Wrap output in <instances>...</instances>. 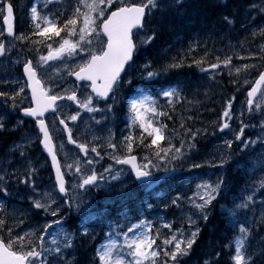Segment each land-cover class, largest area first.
<instances>
[{"label":"snow or ice","instance_id":"obj_1","mask_svg":"<svg viewBox=\"0 0 264 264\" xmlns=\"http://www.w3.org/2000/svg\"><path fill=\"white\" fill-rule=\"evenodd\" d=\"M56 5L60 6L57 12L48 10L49 6ZM183 7L184 0H43L42 8L37 3L30 7L32 30L29 33L17 34L14 29L13 4L11 0H0V16L5 26L0 28V57L16 49L17 43L27 46L16 49L18 52L28 51L35 55V59L17 56L12 61L14 64H20L23 60V78L14 80L18 88L11 93L0 91V98L10 100L13 109L20 107L22 115L30 117L38 130L36 134H26L22 142L15 144L11 151H18L21 157H25L26 150L38 142L51 158L55 171L54 185L39 192L34 181V167L29 166L26 169L23 179H20L16 172L8 173L7 169H0V172H3L0 174V193L9 196V181L16 178L34 193L29 196V200L36 212L24 209L21 215L36 216L43 212L45 217L42 225L36 221L29 228L17 231L24 220L15 215L14 208L11 217L13 223L10 224L7 202L0 200V264H53L54 260L56 264H61V261L63 264H76L74 260L67 259L69 250L75 251L78 237L93 235V229L90 228L92 222L100 220L103 223L104 209L93 211L94 205L86 199L87 193L93 190L108 191L111 181H119L127 174H131L145 191L155 192L169 173L177 170L178 162L183 166L186 157L196 146L197 137L206 133L207 129L193 130L183 121L179 125V129L183 131L169 129L161 118L172 119L170 113L158 102L156 96L139 89L125 97L128 108V134L123 136L119 144L115 141L111 129L104 144L95 143L100 137L92 133L91 125L87 129L91 133V140L80 142L73 136V129L68 123L71 121L76 124L78 118H81V113L87 112L91 121L96 125L101 124L93 114L113 110V105L107 101L111 99L115 103L118 91L125 86H132V79L126 78L127 70L135 65V55L140 47L150 46L161 28L171 27L170 24L165 25L167 13ZM245 11L249 21H254L257 16L264 19V0H259V3L252 0ZM157 13L158 23L155 22ZM234 15H224L222 18L228 25H233ZM251 35L253 41L260 39L259 59L264 60V26L253 28ZM199 46L198 39L190 43L186 52L181 50L164 65V70L182 67L186 60L191 59L192 65L197 66L201 72L226 69L230 77L235 74L237 78L242 69L249 74L252 70L258 73L255 82L247 91L246 103L250 116L255 108L262 118L258 125L245 124L241 119V127L235 132V140L240 142L241 152L249 148L255 151L258 144L262 146V159L259 162L253 161L248 169V173L254 175L258 169L264 168V109H261V103L255 99L258 93L264 94V64L233 65V55L237 59L256 57L240 56L234 51L235 46L230 44L232 54L226 53L223 59L217 56L215 63L204 67L209 53L205 51L203 56L196 58L194 53ZM167 52L168 49H164L162 54L166 55ZM143 68V79L153 80L160 74L159 71L151 70V63L143 65ZM65 75L74 77V82L62 86L65 83ZM238 82V79L231 81L233 85ZM243 83L247 85L251 82L245 76ZM57 88H60V91H56ZM88 89L90 91L82 92ZM29 92L30 101L27 100ZM157 96H162L172 111L184 100L179 85L163 89ZM234 99L235 97H232L225 102L220 122L216 125V129L221 133L231 129L229 121L234 118ZM60 101L70 103L62 105ZM101 101L104 102V107L97 106ZM26 102L28 106L21 107ZM72 105H75V109H72ZM46 114L51 116L50 123L49 115ZM6 115H0V131L5 129L3 121ZM57 121L62 126L63 133L67 135V143L79 149V154L66 150L62 140L58 149L54 145V134L61 131L57 127ZM22 123L23 120L18 121V124ZM247 127H259L260 134L256 139L242 138ZM176 139L180 141L179 146L173 142ZM162 141L165 143L162 144ZM105 145L106 151L102 154L98 149ZM224 145L228 155L221 151L219 164L212 161H205L204 164L223 168L231 158L233 141L225 139ZM137 147L145 149V154L140 158L135 154ZM60 153H64L63 164L58 160ZM91 154H95V158ZM105 155L113 163L105 167L103 172H99L95 168L98 163L96 158L103 159ZM204 164L192 162L189 168L200 169ZM117 165L127 167L117 169ZM153 170L163 171L165 175L156 176ZM68 176L72 177L70 181L66 179ZM126 187L127 185H124L120 191L123 192ZM251 189V194L234 197L231 206L221 205L222 212L226 213L225 220L233 233L224 245L229 251L231 264H258L257 257L260 258L259 264H264V247L252 249L249 243L253 236V221L248 217V212L254 211L255 194L260 192L264 195V171H261L258 180L252 182ZM224 191V179H218L216 182L201 180L195 185L191 196L184 197L178 193L164 203V208L167 209L170 205L180 208L182 202H187L189 208L194 210L187 214V229H173L171 223L162 219V227L168 229L167 233H162L153 221L146 218L133 221L127 215L124 216V224L109 222L104 231L103 242L95 249L94 264H181L182 258L190 254L197 242L200 229L195 227L196 219L202 218L207 222V209ZM85 204L87 207L81 212ZM65 207L69 210L75 209L80 214L75 231L66 227L67 217L63 215ZM260 207L261 219L258 223H264V201ZM49 216L54 219L47 220ZM220 256L221 253L216 252L215 259L210 255L204 264H218Z\"/></svg>","mask_w":264,"mask_h":264},{"label":"rangeland","instance_id":"obj_2","mask_svg":"<svg viewBox=\"0 0 264 264\" xmlns=\"http://www.w3.org/2000/svg\"><path fill=\"white\" fill-rule=\"evenodd\" d=\"M215 3H218V7L215 8L214 5H212L213 0H200V5L198 6L199 12L203 14H207L206 17L211 18L214 17L211 21L207 29L205 27L198 26V30L195 32L194 30H190V28L186 29H172L171 27H163L164 30L163 33V40L164 45L163 47H156L154 48H148L147 47H140V50L146 51L145 54L141 58H138L135 65L129 69L128 77L133 79V77H137L138 81L145 80V81H155L159 80V85H162L163 88L157 89V92H161L163 89L177 86L176 81L180 80L183 83H187V88L183 89L181 95L184 97V100L181 101V103L176 105L175 111H172L168 105L166 100L162 96H157L158 102L164 106V109L170 113L172 116V119L168 120L171 121L168 125L169 129L176 127L179 129L180 123L183 121L186 123V125L194 130L198 128L197 121L195 120L196 115H201V118L203 120H199L204 128H211L214 124L212 122V115H214L213 109H209V114L205 115V109L202 105H200V97L197 95V93H200L202 95V98L204 100V104H209L210 106H216L218 102L217 100H212L208 95L213 90L218 89V94L223 97L224 95L230 96V99L232 97H235L234 99V105L236 101V107L234 111V118L229 121L231 129H226L225 132L221 133L216 129V132L214 133V138L205 144V141H201L200 147H195L186 157L185 161L183 162V166H181V163L176 164V171L174 172L173 176L163 184L156 189L155 192H146L142 187L137 186L132 177L131 174L124 175L120 178L119 181H111V187L108 191H91L86 194V199L89 203L94 205L93 211H96L97 209H103L104 205H110L115 204L113 207L115 211H122L120 212V224L126 223L124 220V216L127 215L129 219L135 221L136 219L146 218L150 221H153L156 228H160V231L162 233H167L168 229H165L162 227V219H166L169 223L172 224L173 229L181 228L184 229L188 228L187 223V214L189 212H194L193 209H190L187 202H182L181 207L177 208L175 206H169L167 209L164 208V203L169 201L172 197L176 196L178 193L181 194L184 197L191 196L192 192L195 189V185L197 183H200L201 180L209 181V182H216L218 179H221L223 176V170L224 168L220 167H211L208 164H204L205 161H212L215 164H219V159L221 155V151L225 155H228V150L226 149V146L224 145L225 139H230L233 142L239 143V141L235 140V132H238L241 127V119L244 121L245 124H259V121L261 120V115L257 113L256 109H253V114L250 116L247 108V97L246 93L250 89L251 84L254 83L255 79L258 77V73L255 70H252L251 73L245 72L243 69L240 73L239 78L234 74L233 76H229L228 71L225 70H216L215 72H201L200 69L196 66H194V73H190L186 71V74L191 75L189 78L192 80V83L189 81V78L185 75H178L181 73L179 70L180 68L184 70V67L187 66L188 60L185 61L184 65L179 68H173L164 70V65L171 60L173 56H177L181 50L187 51V48L190 43L196 41L197 39L200 42V46L197 48V51L194 53L195 57L198 55V57H201L204 55L205 51L209 50V56L210 58L207 63L204 65V67H208V64L215 63L216 57L219 54L218 51H222L221 55L219 56L221 59L224 58L225 54H232V49L229 48V45H233L234 51L239 53L240 56L243 57H256L255 59H237L235 55H233V65H243V64H251V63H257L261 64L264 62V60L259 59L260 53L258 51V46L261 43L260 39L257 38L255 41L252 39V29L259 26H264V19H262L260 16H257L254 21H249L247 17V13L245 9L248 7V5L252 2V0H214ZM255 2L259 3V0H255ZM33 3H37L41 8L43 7V0H14V10L16 14V26L18 27V34L20 33H29L32 30L31 26V20H30V7ZM59 5L56 6H49V11L51 12H57L59 10ZM234 15V24L228 25L224 20L223 16L228 15L229 17H232ZM2 16H0V28H2ZM157 20V23L159 22V13L157 17L155 18ZM165 25H168L165 23ZM206 30V31H205ZM162 30H159L161 32ZM247 37V39H245ZM243 45V46H241ZM26 45H20L19 43L16 44V49L20 48H26ZM16 49H14L11 53H7L4 57L0 58V91L2 92H9L11 93L14 89L18 88V85L14 83V80L16 78H23L21 73V68L23 64V60L20 64H14L12 61L17 58V56H21L23 58H32L35 59V55L32 52L24 51V52H18ZM164 49H168V52L166 55L162 54ZM202 50V51H201ZM212 53V55H211ZM71 63V61H70ZM151 63L152 69L154 71H159V75L153 79V80H146L142 78V73H144L143 65ZM51 71V69H49ZM175 73L176 75H174ZM195 74H197L195 77H193ZM247 76V78L250 80V84L245 85L244 78ZM211 77V78H210ZM238 79L239 82L236 85H233L231 83L232 80ZM199 80V81H197ZM5 81H8L5 83ZM65 83L62 86H67L68 84H71L74 82L72 77H68L65 75L64 77ZM197 81V82H196ZM192 85H188V84ZM230 84L231 87L228 88L227 84ZM203 85V87H202ZM212 85L218 86V88L212 89ZM237 88L240 90L238 91ZM141 91H143V88H136ZM210 90V91H209ZM56 91H60V88H57ZM83 91H89L88 90H82ZM129 92V89L127 90ZM146 94H149L148 92L143 91ZM236 93L239 95L236 96ZM81 93H78V95ZM132 94V92H131ZM150 95V94H149ZM129 96V95H128ZM29 97V94H28ZM27 97V100L29 101V98ZM120 97L122 98V101H125V95L120 94ZM118 99V96H117ZM117 101V100H116ZM223 101V99L221 100ZM257 102L261 103V109H264V94L260 93V96L258 99H256ZM209 102V103H208ZM11 101H5L4 99L0 98V115L7 114L4 118V124L5 127L9 124H13V127L11 130H8L9 132L17 131L19 128L23 126L22 130L25 128H31L30 125L24 124L21 126H18L13 120H15V117H17L16 109H20V107H17L16 109H13L11 107ZM70 103V102H68ZM63 103L64 104H68ZM112 103V102H111ZM102 103L99 102L97 105L98 107H102ZM222 102L219 104L221 106ZM27 106V102L21 107ZM72 109H75V106H71ZM127 107V104H126ZM203 107V108H202ZM225 107V104H224ZM128 109V108H127ZM66 111H69L68 109H65ZM199 111V112H198ZM241 111H243V116H241ZM188 117H192V119H187ZM21 118V117H20ZM19 121V120H18ZM51 121V118H50ZM49 121V123H50ZM83 121L84 125H80L79 123ZM178 122V123H177ZM212 122V123H211ZM220 121L215 122V126ZM57 127L58 125V121ZM69 126L73 129V132L75 133V138H78L80 142H86L91 140V133L88 132V126L91 125L92 133H94L96 136L100 137L99 141H96L95 143L98 144H104L105 138L109 134V129H111L112 135L115 137V141L119 144V142L122 140L124 135L128 134V129L126 126V131H121L117 134L113 132V121L109 120L104 125L101 126V124L97 125V127L94 126V121L90 120V115L87 112L81 113V118H78V121L76 124H72L71 121L68 122ZM60 128V127H59ZM176 128V129H177ZM234 130V131H233ZM183 131V130H182ZM27 134H36L35 132H28ZM136 134H139V129L136 130ZM260 134L259 127L252 128L247 127L245 128V132L243 135V139H256L257 136ZM26 134H22V131L18 133V135L15 137V139H8L7 145L4 148V152L0 154V169H7L8 173L16 172L17 176L20 179L24 178V172L26 169L31 166L36 169V172L34 174V181L36 185V189L39 192H43L46 189H50L54 183L52 180V177L48 176V173L44 170L48 166V161L45 160L43 155L37 151L38 142L32 144L30 148L26 150V156L21 157L19 155V152L13 153L11 149L13 146L17 143L22 142V138ZM201 135H204L202 133ZM55 138L54 141L56 142L57 149L59 148V145L61 143V140L63 141L66 150H69L71 153L79 154V152L69 149V147L66 145L64 135L62 131H60L58 134H54ZM119 136V137H118ZM177 146H179V139H176L173 141ZM196 142V141H195ZM163 143V142H161ZM196 144V143H195ZM200 144V143H198ZM110 151V149H107ZM142 150L141 157L145 154V149L143 147H137L136 151L139 152ZM102 154L106 151V145L105 147H101L98 149ZM93 158H95V154H91ZM59 157L61 158L62 162L64 163V153H60ZM98 159V163L95 164V168L99 172H103V169L105 167H108L113 162L108 159V157L105 155L103 159ZM192 162H198L204 164V166L200 169H190L189 165ZM117 169L121 168L118 165L115 166ZM44 170V171H42ZM66 171V169H65ZM154 171V174L156 176H159L163 173V171ZM0 174H3V172H0ZM67 179L70 181L72 179L71 176H68ZM127 185L126 188H124V191L121 192L120 189ZM9 192L10 195L8 198L10 201H8L7 204V212L9 214L8 222L11 224L13 223L12 220V214L14 208L16 209L15 215L19 217L20 219L24 220L23 224H20L17 228V231H20L21 229H27L30 226L34 225L36 221H39L41 225L44 222L45 217H42L41 214H39L38 218H33L32 215L23 216L21 215L22 210L26 209V206L22 205L24 201H30L29 196L34 195V193L31 192L29 188H26L24 184H21L18 182L16 178H12L9 181ZM3 194V193H2ZM23 197V199H21ZM150 198H153L156 201V204L154 206L148 207V201ZM128 201H134L132 205H127L126 203ZM264 201V195H261L257 202H255V222L257 225H262L264 227V223H258L261 219V202ZM87 207V204L82 206L81 212H83L84 208ZM131 207L132 209H130ZM72 211V215L76 217L79 220L80 214L77 213L75 209L70 210ZM44 216V213L41 212ZM31 218V219H30ZM195 218V216H194ZM53 217L49 216L47 217V220H52ZM200 219V218H199ZM199 219H196L195 227H199ZM32 220V221H31ZM96 222V221H94ZM76 227L71 228L69 225V222L67 221L66 227L69 230L75 231L78 227V221L75 222ZM107 224L98 223V226L93 229V235L89 237H83L77 238L76 240V249L75 251L69 250L67 254V259L69 261H75L76 264H80L78 261L77 256V250L78 246H81L84 248V252L86 254L84 255V258L88 257V253L90 251V246L94 247V255H95V249L97 245H99L104 240V231L107 229ZM104 229V230H102ZM126 230V229H125ZM153 235H155V231H153ZM93 236L95 239H93ZM163 237H161V240ZM251 244L252 249H259L263 247L264 242V233L262 228H257L256 237L252 236L251 238ZM160 244V240L157 241V245ZM156 247V245H154ZM229 254V251H228ZM94 257V256H93ZM186 257V256H185ZM185 257L182 258L181 264H189L188 262H184ZM162 258V257H161ZM260 259V258H259ZM53 264H56V261H53ZM61 264L63 262L61 261ZM90 264V263H88ZM231 264V261H230Z\"/></svg>","mask_w":264,"mask_h":264},{"label":"trees","instance_id":"obj_3","mask_svg":"<svg viewBox=\"0 0 264 264\" xmlns=\"http://www.w3.org/2000/svg\"><path fill=\"white\" fill-rule=\"evenodd\" d=\"M200 4H201L200 0H184L183 8L173 9L171 12L167 13L165 23L170 24L172 29L190 28V30H194L198 26L205 27V29H207V27L210 24V21L214 17L207 19L206 18L208 16L207 14H203L199 12L197 8ZM212 5H214L215 8L218 7V3H215L214 0H213ZM155 22H157V20H155ZM160 30L162 31L158 32L157 38L150 46H148V48H154L156 47V44H157V47L158 46L163 47L164 30L162 28ZM145 52H147V49L146 51L140 50L136 54L135 60L137 61L138 58L142 59V56L145 54ZM196 58H199L198 55H196ZM209 59L210 58H208V60ZM188 61L189 62L187 66L184 67V70H182L181 68L179 69L181 70L180 71L181 73H179L178 75H185L187 76V78H189L191 75L186 74V71L190 73H194L193 71H194L195 65H192L191 59H188ZM189 65H192V66H189ZM173 74L176 75L175 73ZM196 75L197 74H195L193 77H195ZM189 80L192 81L190 78ZM227 85H228V88L231 87L230 84H227ZM145 86L150 90L153 89V87H151V82L145 83ZM214 88L217 89L218 86L212 85V89ZM218 92L219 91L217 89V90H213L211 93L206 95V96H209L214 101L217 100L215 101L216 103L218 102V104H216L217 107H215V105L210 106L209 104H204L202 95L200 94L199 96L200 97L199 104L204 107L205 115L209 114V111H208L209 109L214 108L213 109L214 115H212L211 117L214 120L217 119L216 114L221 111V108H223V101L224 100L227 101L230 99V96H227V95H224L223 97H221L220 96L221 94L219 95ZM236 96L238 97L239 95L236 93ZM222 99L223 101H221ZM221 102L222 104L221 106H219ZM236 104L237 103L235 101V105ZM234 108L235 106H233V111H234ZM221 114L222 112H220V115ZM213 119H212V122H214ZM123 120H124V114H123ZM199 120H203L200 114L197 115L196 121L198 124V128L204 129L203 125H199L201 124ZM122 123L124 125L123 121ZM175 128H177L176 125H175ZM206 129H207V132L204 133V135H199L197 137L196 142H195L196 147L201 146V141H205V144H206L214 138L213 126L211 128H209L208 126ZM21 131H22V134L24 135V133L27 131V128L22 130V127H21V129L15 131V133L13 131L9 132L7 128L1 131L0 132V152L6 147L8 139L14 140L15 137L18 135V133H20ZM180 131H182V129H180ZM261 147L262 146L258 144L255 148V151L249 148L248 150L241 152L240 150L241 144L233 143V146L231 149V158L226 163V166L223 170V176L221 177V179L225 180L226 191L222 192L218 200L213 201V204L207 209L209 213V218L207 222H205L203 219L199 221L200 233L197 238V242L193 245V248L190 251V254L185 257V260L183 262H188L189 264H204L205 259L209 258L210 255L212 256L213 259H215V253L219 252L221 253V256L218 260V264H229V259H228L229 254L227 251L228 249H226L224 245L229 241L233 233H232V229L229 227V225L227 224L225 220L226 213L222 212L221 205L224 204L227 206H231L234 197L251 194L252 192L251 184L253 181H256L259 179L260 173L261 171H264V168L258 169L256 174L254 175H250L248 173V169L252 166L253 161L259 162L262 159ZM37 150L43 155V151L39 146ZM238 165H242V167H238ZM260 196H261L260 192H257L255 194V197H254L255 202L258 201ZM253 207H255V204ZM109 210L110 211H104V214L102 216L103 220L107 219V221L109 222L116 221L113 224L119 223L120 222L119 217H116V213H119V211H113L112 207H110ZM248 217L253 221V228H252L253 236L256 237L257 228L259 229L262 228L263 233H264V227L262 225H257L255 222V211L248 212ZM251 241L252 240H250V242ZM263 247H264V242H263ZM83 249L84 248H82L81 246H78V254L84 258L83 254H86V253L84 252ZM92 264H94V261H92Z\"/></svg>","mask_w":264,"mask_h":264},{"label":"bare ground","instance_id":"obj_4","mask_svg":"<svg viewBox=\"0 0 264 264\" xmlns=\"http://www.w3.org/2000/svg\"><path fill=\"white\" fill-rule=\"evenodd\" d=\"M197 30H198V28H196L194 31L196 32ZM221 52H222V51H218L219 54H218L217 56H220V55H221ZM13 124H14V123L9 124V125H7L5 128H7L8 130H11V128L13 127ZM18 130H20V128H19ZM137 153H139L140 155H142V150L139 151V152H137ZM43 156L45 157L44 154H43Z\"/></svg>","mask_w":264,"mask_h":264},{"label":"water","instance_id":"obj_5","mask_svg":"<svg viewBox=\"0 0 264 264\" xmlns=\"http://www.w3.org/2000/svg\"><path fill=\"white\" fill-rule=\"evenodd\" d=\"M259 95V93L257 94V96ZM256 96V97H257ZM27 118H29V117H27ZM42 146V145H41ZM43 148V147H42ZM45 151V150H44ZM45 155L48 157V159H49V161H50V163H51V167H52V161H51V158L48 156V154H47V152L45 151ZM52 171H53V174H54V180H55V171H54V169L52 168ZM169 175H170V173H169ZM168 175V176H169ZM164 176V175H163Z\"/></svg>","mask_w":264,"mask_h":264},{"label":"flooded vegetation","instance_id":"obj_6","mask_svg":"<svg viewBox=\"0 0 264 264\" xmlns=\"http://www.w3.org/2000/svg\"><path fill=\"white\" fill-rule=\"evenodd\" d=\"M136 155H137V156L139 155V157H141V156H140V154H139V153H137V151H136Z\"/></svg>","mask_w":264,"mask_h":264}]
</instances>
